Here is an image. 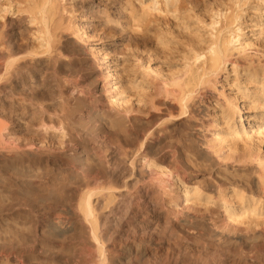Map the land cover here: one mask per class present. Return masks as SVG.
<instances>
[{"label":"rangeland","instance_id":"rangeland-1","mask_svg":"<svg viewBox=\"0 0 264 264\" xmlns=\"http://www.w3.org/2000/svg\"><path fill=\"white\" fill-rule=\"evenodd\" d=\"M22 1L0 0L34 68L0 94V264H100L79 203L102 187L120 189L93 197L109 251L158 241L264 264V0H57L37 63L45 36ZM236 16L225 67L195 78Z\"/></svg>","mask_w":264,"mask_h":264},{"label":"bare ground","instance_id":"bare-ground-1","mask_svg":"<svg viewBox=\"0 0 264 264\" xmlns=\"http://www.w3.org/2000/svg\"><path fill=\"white\" fill-rule=\"evenodd\" d=\"M66 1V0H63ZM22 2L27 3V6L18 10L20 13L29 14L31 22H39L43 30L44 49L40 53L31 52L30 56L33 57L35 63L39 62L45 56L51 55L55 51L54 44V24L56 23V15L58 14L57 0H23ZM240 9V6L237 7ZM6 11H9L7 9ZM238 13V11H237ZM238 20V16L226 24L220 32L215 37L212 46L209 48L206 55L202 56L204 58L201 66L196 70L195 78L202 79L206 81L211 75H216L220 70H222L227 63V54L232 49L237 40L231 29L234 23ZM10 36H15V33L7 35L3 30H0V94H5L7 92L9 84L15 83L19 75L30 76L34 73V68H31L33 63H29L26 57H15L17 53L15 40L9 38ZM17 56V55H16ZM201 57H198V59ZM31 60V61H32ZM3 62V64L1 63ZM115 74H112V80ZM34 78V77H32ZM193 74L188 76L186 80L181 81V83L176 84L181 88V95L179 96L180 102L183 105V110L188 107V102L192 100L194 93V80ZM20 86V85H19ZM183 113H186V111ZM114 152L109 153V160L114 164L115 160ZM110 178H115V173H110ZM262 179V178H260ZM101 192H90L85 193L79 203V208L82 212V219L88 226L91 236V241H93L98 248V251L103 256L100 264H253L248 263L246 260H241L240 258H229L228 255L221 249H216L219 255L214 253H204L200 251V254L196 256L199 248H193L194 251L180 250L181 247L177 244L174 245L173 250L170 246L164 247L162 244L157 242H152L148 245L144 243L143 240H129L124 246L117 247L113 251L107 250L105 248L106 242L110 241L111 236H105L104 230L106 227V220H104L99 213V208L95 205V200L93 197L99 195V201L109 202L113 199L114 194L119 193V188L115 187H102ZM236 188L232 187L231 193L236 192ZM184 193L187 196L188 191L184 189ZM123 196V195H121ZM125 198V197H123ZM254 200V198L249 197ZM123 199V204H125ZM124 207H116V210L123 211ZM132 215V220L130 219V225L132 227L137 226L136 220L142 221L145 219L144 214L139 211H133L130 213ZM107 232V231H106ZM114 233V232H113ZM216 256L219 258L215 260Z\"/></svg>","mask_w":264,"mask_h":264}]
</instances>
